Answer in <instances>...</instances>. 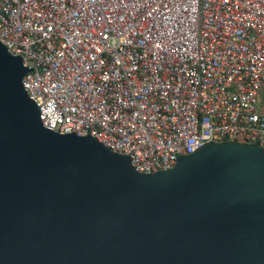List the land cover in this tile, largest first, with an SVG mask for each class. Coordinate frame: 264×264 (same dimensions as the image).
<instances>
[{"label":"built area","instance_id":"obj_1","mask_svg":"<svg viewBox=\"0 0 264 264\" xmlns=\"http://www.w3.org/2000/svg\"><path fill=\"white\" fill-rule=\"evenodd\" d=\"M44 126L140 172L210 142L264 145V0H0Z\"/></svg>","mask_w":264,"mask_h":264},{"label":"water","instance_id":"obj_2","mask_svg":"<svg viewBox=\"0 0 264 264\" xmlns=\"http://www.w3.org/2000/svg\"><path fill=\"white\" fill-rule=\"evenodd\" d=\"M0 41V264H264V145L210 142L138 171L41 121Z\"/></svg>","mask_w":264,"mask_h":264}]
</instances>
